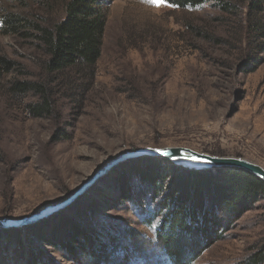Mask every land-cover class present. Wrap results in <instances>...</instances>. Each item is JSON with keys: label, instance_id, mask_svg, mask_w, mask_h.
I'll return each mask as SVG.
<instances>
[{"label": "rangeland", "instance_id": "1", "mask_svg": "<svg viewBox=\"0 0 264 264\" xmlns=\"http://www.w3.org/2000/svg\"><path fill=\"white\" fill-rule=\"evenodd\" d=\"M61 3L0 0V19L8 12L53 22L62 17ZM106 9L94 80L76 83L73 99L58 102V122L30 119L8 95L10 82L39 79L45 58L32 37L0 34V58L13 66L7 72L0 63V219H20L65 200L110 160L139 148H188L264 169V34H252L242 20L210 5L180 10L163 1L106 0ZM58 130L69 140L54 141ZM147 159L156 158L112 167L36 222L0 228V264H33L35 258L40 264H74L53 240L94 220L154 240L155 226L143 220L159 200L141 194V185L130 199H120L133 190L136 169L146 170ZM173 179L166 175L164 189ZM222 235L193 264H247L264 246V195ZM156 259L148 255L130 264H163Z\"/></svg>", "mask_w": 264, "mask_h": 264}, {"label": "trees", "instance_id": "2", "mask_svg": "<svg viewBox=\"0 0 264 264\" xmlns=\"http://www.w3.org/2000/svg\"><path fill=\"white\" fill-rule=\"evenodd\" d=\"M162 1L180 10L210 5L225 16L242 20L252 34H264V0ZM61 10L58 20L42 24L8 12L0 19L1 35L32 37L45 58L39 79L13 81L7 88L8 95L21 104L30 119L58 122V102L73 99L76 83L89 86L95 77L107 23L106 0H62ZM0 63L7 72L13 67L3 58ZM82 91L86 93L88 88ZM68 135L58 130L52 139L67 141ZM2 157L0 150V162ZM145 163L146 170L136 169L133 190L127 189L120 199H130L141 185V194L147 197L151 193L152 201L159 200L156 210L143 220L146 226H155L154 240L144 239L128 227L94 220L88 228L73 225L68 234L53 240L58 253L74 264H130L133 259L143 263L148 255L157 258L154 263L163 258V264H193L264 195V183L238 169L198 172L157 158ZM170 173L173 185L164 189ZM40 259L35 258L33 264H40ZM247 264H264V246L248 258Z\"/></svg>", "mask_w": 264, "mask_h": 264}, {"label": "water", "instance_id": "3", "mask_svg": "<svg viewBox=\"0 0 264 264\" xmlns=\"http://www.w3.org/2000/svg\"><path fill=\"white\" fill-rule=\"evenodd\" d=\"M141 157H152L167 161L175 166H183L191 169H221L233 168L246 172L262 183H264V169L241 158L231 157H213L207 154L197 153L188 148L164 147V148H139L134 151L125 152L110 160L104 167L98 170L91 178L84 182L76 191H74L65 200L53 205H48L40 211L20 219L1 218L0 228H19L29 225L37 220L44 218L57 210L65 207L74 199L79 197L86 189H88L97 179L105 174L112 167L121 162Z\"/></svg>", "mask_w": 264, "mask_h": 264}, {"label": "snow or ice", "instance_id": "4", "mask_svg": "<svg viewBox=\"0 0 264 264\" xmlns=\"http://www.w3.org/2000/svg\"><path fill=\"white\" fill-rule=\"evenodd\" d=\"M150 2L159 5L162 2V0H150Z\"/></svg>", "mask_w": 264, "mask_h": 264}]
</instances>
